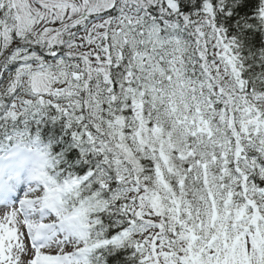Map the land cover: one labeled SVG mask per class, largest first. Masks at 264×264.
Here are the masks:
<instances>
[{
  "label": "snow or ice",
  "instance_id": "obj_1",
  "mask_svg": "<svg viewBox=\"0 0 264 264\" xmlns=\"http://www.w3.org/2000/svg\"><path fill=\"white\" fill-rule=\"evenodd\" d=\"M0 264H264V0H0Z\"/></svg>",
  "mask_w": 264,
  "mask_h": 264
}]
</instances>
